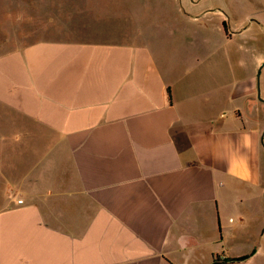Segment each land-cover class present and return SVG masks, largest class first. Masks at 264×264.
<instances>
[{"label":"crops","instance_id":"1","mask_svg":"<svg viewBox=\"0 0 264 264\" xmlns=\"http://www.w3.org/2000/svg\"><path fill=\"white\" fill-rule=\"evenodd\" d=\"M177 3L0 42V264H264V0Z\"/></svg>","mask_w":264,"mask_h":264},{"label":"rangeland","instance_id":"2","mask_svg":"<svg viewBox=\"0 0 264 264\" xmlns=\"http://www.w3.org/2000/svg\"><path fill=\"white\" fill-rule=\"evenodd\" d=\"M82 0H0V42H8V48H14L19 45L24 37L21 33L30 31L36 25L37 17L44 19V25L49 22L50 17L63 14L65 10L71 12L77 8V2ZM102 4L97 5V13L104 15L103 19L97 17L96 21H92V27L99 32L129 30L134 28L135 22H131V18H139L136 21L139 27L145 26L147 19L151 15H164L167 13L178 12L177 0H101ZM96 9V8H95ZM94 13V9H91ZM76 11V10H75ZM59 13V14H58ZM106 16V17H105ZM123 16L124 21H120ZM6 21V30L3 28L4 19ZM115 17V18H113ZM118 17V18H117ZM80 18H76L74 24L79 25ZM118 20V23L115 22ZM132 24V25H131ZM51 29V25H48ZM7 33H4L6 32ZM130 31V30H129ZM12 34V37H8Z\"/></svg>","mask_w":264,"mask_h":264},{"label":"trees","instance_id":"3","mask_svg":"<svg viewBox=\"0 0 264 264\" xmlns=\"http://www.w3.org/2000/svg\"><path fill=\"white\" fill-rule=\"evenodd\" d=\"M243 259H245V257H241V258H228V259H225V260H221V258L219 256H217L215 258V260L211 264H232L235 261H241Z\"/></svg>","mask_w":264,"mask_h":264},{"label":"built area","instance_id":"4","mask_svg":"<svg viewBox=\"0 0 264 264\" xmlns=\"http://www.w3.org/2000/svg\"><path fill=\"white\" fill-rule=\"evenodd\" d=\"M19 202L21 203L22 201L20 200Z\"/></svg>","mask_w":264,"mask_h":264}]
</instances>
